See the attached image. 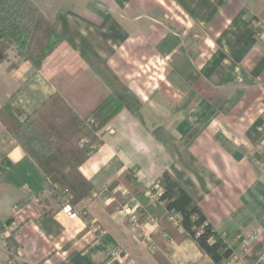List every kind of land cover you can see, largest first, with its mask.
Returning <instances> with one entry per match:
<instances>
[{
	"label": "crops",
	"instance_id": "1",
	"mask_svg": "<svg viewBox=\"0 0 264 264\" xmlns=\"http://www.w3.org/2000/svg\"><path fill=\"white\" fill-rule=\"evenodd\" d=\"M32 1L62 42L41 70L9 52L0 109L21 125L56 94L57 73L82 68L124 108L80 168L94 190L73 206L77 219L51 199L38 165L0 123V217L14 218L0 236L2 263L12 235L19 263L167 264L149 247L157 220L139 224L134 200L110 206L105 189L123 165L149 192L163 190L180 231L200 222L184 214L195 201L235 253L224 264H264V0ZM163 239L169 264H216L207 241Z\"/></svg>",
	"mask_w": 264,
	"mask_h": 264
},
{
	"label": "trees",
	"instance_id": "2",
	"mask_svg": "<svg viewBox=\"0 0 264 264\" xmlns=\"http://www.w3.org/2000/svg\"><path fill=\"white\" fill-rule=\"evenodd\" d=\"M61 42L54 24L40 12L32 0H0V64L7 61L10 51H14L36 70H41ZM53 83L57 86L56 94L23 124L17 125L1 109L0 123L38 165L51 199L63 202L68 191L72 195L70 203L73 207L82 200L93 197L91 194L94 187L81 174L80 168L101 145V130L123 110L124 105L87 68L79 69L74 74L66 71L57 73ZM57 104L65 111L63 116L73 120L71 131H64L59 126V119L49 116ZM211 110L207 117L211 116ZM197 125L193 127L189 137H186V141L196 134L199 128ZM261 136L263 135L257 138ZM83 140L87 143L82 146ZM105 190L113 199L110 205L112 209L121 210L134 200L139 204L136 211L139 224L149 218L157 220L159 230L149 242V247L159 261L169 264L165 255L167 242L163 239L164 236L176 243L191 239L200 246L202 240L209 242L216 255V264H224L234 258L235 253L225 236L211 223L203 222L204 214L195 201L189 200L184 214H195L200 222L194 223L195 229L191 232L180 231L171 221V217L179 213L167 209L163 194L158 202H153L134 169H124L120 165L118 176L107 184ZM43 204L46 209L50 205L48 200H44ZM48 213L52 214V211ZM13 224V217H0V236L7 234ZM5 242L10 263L29 264L17 262L19 243L14 236L8 235Z\"/></svg>",
	"mask_w": 264,
	"mask_h": 264
},
{
	"label": "built area",
	"instance_id": "3",
	"mask_svg": "<svg viewBox=\"0 0 264 264\" xmlns=\"http://www.w3.org/2000/svg\"><path fill=\"white\" fill-rule=\"evenodd\" d=\"M260 145L261 146H264V137L261 139ZM162 192H163V190L160 187H157L155 190H151L149 192V195L151 197V200L153 202H158L159 199H160V196H161ZM65 194H66V197L63 200V208H62V211L64 212V214L67 217H69L71 219H77L79 217V215L77 214V212L74 210V208L70 204V198H71L70 196H71V194L68 191H66ZM0 264H4V263H2V261L0 260Z\"/></svg>",
	"mask_w": 264,
	"mask_h": 264
},
{
	"label": "rangeland",
	"instance_id": "4",
	"mask_svg": "<svg viewBox=\"0 0 264 264\" xmlns=\"http://www.w3.org/2000/svg\"><path fill=\"white\" fill-rule=\"evenodd\" d=\"M40 1H42V0H40ZM64 112L65 111L62 109V106L60 104H57V106H54L53 112L49 116L54 117L56 119H59V126L62 127V129H64V131H71L74 122H72L73 120L71 121L70 119H67L66 116H63ZM86 143H87V141L83 140L81 142V145L83 146ZM70 197L69 198L72 199V195ZM8 262L10 263V261L8 260L6 264H9ZM10 264H13V262H11Z\"/></svg>",
	"mask_w": 264,
	"mask_h": 264
}]
</instances>
